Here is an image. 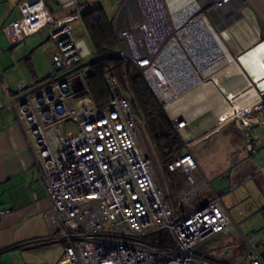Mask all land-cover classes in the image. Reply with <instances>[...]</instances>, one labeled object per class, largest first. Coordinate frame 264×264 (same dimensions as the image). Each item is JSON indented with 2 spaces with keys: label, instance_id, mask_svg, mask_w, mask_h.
Here are the masks:
<instances>
[{
  "label": "built area",
  "instance_id": "obj_1",
  "mask_svg": "<svg viewBox=\"0 0 264 264\" xmlns=\"http://www.w3.org/2000/svg\"><path fill=\"white\" fill-rule=\"evenodd\" d=\"M54 1L63 18L53 20L43 0H24L18 5L20 19L6 25L4 32L8 43L17 46L50 26L48 80L33 90L18 85V97L9 107L24 129L51 204L42 218L62 245L56 264H264L260 251L238 238L221 196L206 178L194 176L197 165L191 144H184L164 168L151 158L143 122L112 69L104 74L110 97L102 107L95 104L87 86L89 62L84 63L91 50L84 39L73 38L74 22L85 30V2ZM165 4L121 1L111 21L119 58L148 85L158 62L172 63L174 46L190 76L205 81L180 42L176 28L183 22L174 20ZM189 5L194 13L188 25L204 18L221 37V27L234 17L241 15L234 25L245 20L241 9L247 7L245 0H191ZM260 38L257 31L256 40ZM152 93L167 113L166 103ZM252 113L264 119V105L257 102L235 110L229 121L247 128L245 117ZM168 118L177 132L187 128L181 115ZM67 123L76 125V133L67 129ZM163 172H180L185 179L174 198ZM8 214L0 208V219ZM230 234L243 248L239 259L215 262L205 257L204 252Z\"/></svg>",
  "mask_w": 264,
  "mask_h": 264
},
{
  "label": "crops",
  "instance_id": "obj_2",
  "mask_svg": "<svg viewBox=\"0 0 264 264\" xmlns=\"http://www.w3.org/2000/svg\"><path fill=\"white\" fill-rule=\"evenodd\" d=\"M22 1L24 0H0V208L9 213L0 219V264H56L62 255V245L46 228L42 218L51 204L40 184V173L24 129L18 124L14 110L9 107V104L18 97V85H25L27 89L33 90L44 84L50 76L47 55L41 48L47 44L48 37L43 41L36 39V36L43 30L50 29V26L24 39L17 46H11L7 41L4 27L20 19L18 5ZM43 1L53 20L63 18V12L54 0ZM84 2L86 6L91 4V8L96 7L91 0ZM243 22L245 26L254 29V43H257L259 40H256L257 31L254 27L256 23L254 24L247 16ZM229 38H223V41L231 55H227L228 52L225 50L220 55L223 56L222 59L218 56V60L214 66L212 65L211 74L229 67L232 62L240 71L241 79L235 75L237 79L229 78V81L224 83L225 89L233 92L231 97L223 95L225 102L230 105V115L219 119L216 113L211 112L221 103L216 104L210 99L209 95L212 92L207 88L208 80L201 82L197 78L188 87L193 89L190 96L201 106H193L195 109L190 117L181 115L187 121L186 135L181 133V137L192 145L190 154L196 146L207 144L208 152L191 156L199 170L198 178L204 177L208 182L210 178L227 174L238 179L245 168L250 166L245 159L247 157L245 149L251 147L246 134L251 132L255 136L256 133L264 131V119L260 113H256L254 119L250 121L251 125L246 129L237 122L235 124L227 121L231 119L235 110L239 111L249 106V104H244L241 108L235 106V100L238 101L241 94L245 95L252 90L255 93V99H250L253 100V105L257 102L264 105V73L256 71L253 68L254 64L249 71L242 62L244 54L241 56V53L251 49L253 44L248 38L245 39L246 44L238 41L233 37L232 31H229ZM253 77L255 79H252ZM187 99L181 102L183 107L187 105L189 107L190 101ZM182 106L176 107V110ZM208 106L210 109L213 108L210 111L202 109ZM251 139L254 140L255 137ZM219 150L224 152L222 159L212 152Z\"/></svg>",
  "mask_w": 264,
  "mask_h": 264
},
{
  "label": "rangeland",
  "instance_id": "obj_3",
  "mask_svg": "<svg viewBox=\"0 0 264 264\" xmlns=\"http://www.w3.org/2000/svg\"><path fill=\"white\" fill-rule=\"evenodd\" d=\"M91 1H92V4L95 3L96 6L101 7L106 18L109 21H111L114 18L116 11L119 8V5H120L122 0H91ZM238 1H241V0H238ZM91 6H92L91 4L87 5V6L85 5L84 9L85 8L90 9ZM241 10L243 11L244 16H247L250 19H252L254 24L256 23L254 25V27H255L256 31L260 32V35H261L262 28L259 25L255 16L252 15L253 13H252L251 9L249 8L248 4H247V7L244 5ZM232 11L233 10H231V13H232ZM240 17H241V15L234 17V19L237 20ZM234 19H233V21H235ZM233 21H230L224 27H221L222 28L221 30L232 31L233 28L235 27V25L233 24L234 23ZM243 23L244 22L238 24L237 26L244 29L245 25ZM72 25L75 28L73 31V38L74 39H80V38L84 39L85 43L87 44V46L91 50L92 56L88 57L84 61V63H88L91 60H93V58H94L93 49H92L89 37H88L86 31L84 30V28H82L78 22H74ZM188 26H186V28H188ZM196 27H198V29H193ZM196 27H193L192 29H187L188 33L184 34V33L179 32V34H178L181 41L183 42V45L187 51V54L189 56H191V59L196 58L197 56L195 55V52L194 53H191V52L188 53V51H190V48L195 47V51L199 52V50H200L198 48L199 45H201L202 47L204 46L203 48H206L205 45L208 46V44L210 46H212L213 49H207L210 51L211 55H213L219 51H222V52L225 51V50H220V46L224 45V41H223L224 37H220L221 40L218 39L219 41L215 42L213 37H208L207 33H209V29L205 25L200 24L199 26H196ZM253 33L254 32H252L251 36H253ZM206 35H207V37H205ZM48 36H49V29H45L40 33V35L36 36V39H38V40L40 39L41 41H43ZM206 41H208V43ZM258 43H264V40H262L260 38V41H258ZM258 43H256V46L259 45ZM41 48H42V50L44 49L45 55H47V52H46L47 46L42 45ZM204 51H201V52L204 53ZM246 51H248V50H246ZM245 52H242L241 56H242V54H245ZM199 54H201V53H199ZM229 54L230 53H228V55ZM193 61H194V59H193ZM179 74L180 73H178V75ZM212 74H210V75H212ZM210 75H208L205 78V81H207L210 78ZM252 79H255V77H253ZM201 82H204V81L201 80ZM171 84L173 85L174 83H171ZM179 85H180L179 89L177 87H175V85H173L172 87H174V88H171V90H172L171 94L169 92L168 98L164 99L165 102L168 101V104L166 105L165 108H166V110H169V108L171 110L173 108V105H175L173 108L175 110L176 107L182 106L181 105L182 101H186V99L188 98L187 101H190V102H188L189 107H188V105H187V107L182 106L179 109V111H182L187 117L188 116L190 117L192 111L195 109L192 107L196 106V105L201 106V104L197 103L198 101L196 102L192 98V96H190L191 95L190 93L193 92V89L191 90L188 86H182V84H179ZM176 97L179 99H177L176 101H174L172 103L171 99H175ZM213 99L216 101V104L224 102L218 96L214 97ZM252 104H249V106ZM202 109H204V111H208V110L210 111L211 110L209 108V106L206 109L205 108H202ZM164 113H165L166 117L168 118V114L165 111H164ZM208 115H210V114H208ZM255 115H256V113H252V114H249L248 116L245 117V118H247L245 120L247 121L249 126L251 125L250 121L252 120V118L254 119ZM188 119H190V118H188ZM189 121H191V120H189ZM227 121H229V119ZM232 122H234L236 124L235 120H233ZM66 127H67V129H69L73 133H76V131H77L76 125H74L72 123H67ZM242 127H244V126H242ZM144 129H145V135L147 137V140L145 139V142H147V148H148V151H149L151 158H153L154 161H156L155 158L158 159L159 162L161 163V165L164 166L162 163L161 157H159V155L155 152L154 146H153V144H152V142H151V140L147 134L145 125H144ZM176 133L180 137L183 145L186 144V142L183 140V137H181V133H179L177 131H176ZM251 137H255L254 140H256V141L251 139ZM246 139L248 140L249 144H251V147H247V145L245 144V147H247V149L249 150V151H247V149H245L246 150L245 152L247 155V157L245 159L250 166L245 168V171H243L241 173L242 175H240V177L238 179H236L235 176L230 177V175L227 174L224 176L218 175V176L214 177L213 179L210 178L209 182L212 185V187H211L212 190L214 192L220 194L222 204L225 206V209L228 210L232 222L235 224V226H237L238 238L239 237L242 239L245 238L252 247H255L258 251H261L262 250V244H264V131H262L261 133H258V134L256 133L255 136H253L251 134V132H249V137L247 135ZM253 141H254V144H253ZM206 145L207 144L204 143V144H200V145L196 146L194 149H192L191 154H194L196 156L197 154H201L203 152H208ZM202 150H204V151H202ZM212 152H213V155H215L216 157H218V158L220 157L221 159H222V157L224 158V152L223 151L219 150V151H212ZM198 171L199 170L197 169L193 173L196 178H198ZM163 175H164L165 179L163 178L162 175H160L161 182L163 181V179L166 181L169 193H170L171 197L174 198L176 196V193L180 189H182L184 184L186 183L185 179L180 174V172H177L175 174H169L168 172H163ZM178 183H180L181 186L178 185ZM178 186H180L179 189L176 188ZM238 238L236 236H234L233 234H230V236H227L225 238H222V239L216 241L214 243V245H212L210 250L204 252L205 257L210 258V259L214 260L215 262L236 261L237 259L240 258L241 254L243 252V248H242V246L240 244V240Z\"/></svg>",
  "mask_w": 264,
  "mask_h": 264
},
{
  "label": "trees",
  "instance_id": "obj_4",
  "mask_svg": "<svg viewBox=\"0 0 264 264\" xmlns=\"http://www.w3.org/2000/svg\"><path fill=\"white\" fill-rule=\"evenodd\" d=\"M82 20L95 56L88 64L91 74L87 79L93 101L98 107H102L110 97L104 74L112 69L121 87L127 92L133 109L145 125L155 152L166 166L174 153L183 148L172 123L139 72L119 58L112 23L106 18L102 8L96 6L83 9ZM261 39L264 40V30ZM180 186L176 188L179 189Z\"/></svg>",
  "mask_w": 264,
  "mask_h": 264
},
{
  "label": "bare ground",
  "instance_id": "obj_5",
  "mask_svg": "<svg viewBox=\"0 0 264 264\" xmlns=\"http://www.w3.org/2000/svg\"><path fill=\"white\" fill-rule=\"evenodd\" d=\"M190 1L191 0H165V3H166L165 6H166L167 12L170 13L171 15H173L172 18L174 20H179L181 23L183 22L182 26H180V24L177 25L176 29H177L178 34H179V32L184 33V34L188 33L187 29H192L193 27L199 26L200 24H203L208 28V26L206 24V19H204V18H202L201 20H199L196 23L189 24L188 28H186V26L189 23L188 19H190L192 17V14L194 13V7L189 5ZM193 29H198V27L193 28ZM232 32H233V37L238 39V41L242 42L243 44L247 43L245 40L246 38L250 39V43L253 44L254 37L251 38L253 31L250 27L245 26L243 29V28H240L239 26L235 25ZM221 33H222V37H224L225 39L229 38V31L222 30ZM207 35H208V37H213L215 42H218L219 40H221L220 39L221 36L217 35L213 31H211L210 29H209V33H207ZM207 35L205 37H207ZM253 35H254V33H253ZM179 39H180V37H179ZM229 39H231V38H229ZM180 42H181L183 48L185 49L181 39H180ZM206 42L208 43V41H206ZM258 44L259 45H257V46L255 45L251 49H249L247 51V53H245L244 55L242 54L244 56V58L242 59V62L246 65V68L249 71H251L249 68L254 64L253 68H255L256 71H259L262 74V73H264V43H258ZM203 47L201 45H199V47H198L200 49L199 52L195 51V47L190 48V51H188V53H190V52L194 53L195 52V55L197 57L193 58L194 63L196 65V67L198 68V70L200 71V73L203 75V77H207L208 75L211 74V72L213 70V66H214L213 64L215 63L216 60H218L217 57L219 56L218 57L219 59L223 58V56H220L221 54H223V52L219 53V54L217 52V53L211 55L210 51L207 49H213L212 46H210L208 44V46L205 45L206 48H203ZM172 50L174 53V55L172 56V63H160V62H158L157 66H155V68L153 69L154 78L148 80V85L150 86L152 91L156 94V96L162 102L166 103V105L168 104V101L165 102L164 99L168 98L169 92L171 94V91H172L171 88H174V87H172L173 85H175V87H177L179 89V87H180L179 84H182V86H188L189 84L194 83L196 80V78L194 76H190L189 68H188L186 62L184 60H181L180 59L182 57L181 54L176 52L177 48H175L173 46ZM220 50H227V48L224 45H221ZM201 51H204V53ZM199 53H201V54H199ZM177 54H179V55H177ZM190 58H191V56H190ZM223 62H225V60H223ZM178 73H180V74L178 75ZM235 75L239 79L242 78L240 75V71L236 68L235 63L232 62L229 67H227L223 70L219 69L218 71H216L212 75H210L211 79H208L209 85H207V88H209L212 92L209 95L210 99L212 100L214 97L218 96V97H220V99L222 101H224L215 110L211 111V112L216 113V115L219 117V119H221L222 117L225 118V116H228L231 113L230 105H228L229 103L225 102L223 95L225 94L227 97H231L233 95V92L227 91L225 89L224 83L229 81V78L237 79L236 77H234ZM171 83H174V84L172 85ZM241 86H243V85H241ZM177 99H179V98L176 97L175 99H171V102L173 103ZM210 99H208V100H210ZM250 99H255V93L252 90L249 91L248 93H246L245 95L241 94L239 100L238 101L235 100L234 104L236 107L241 108V107H243L244 104L248 105V104L252 103L253 100H250ZM166 105H165V107H166ZM252 105H250V106H252ZM174 106L175 105H173V108H174ZM173 108L171 110H170V108H169V110H166V108H165V110L167 111L169 116H175V115H184L185 116V114L182 111H179V110L176 111V108H175V110ZM243 109L244 108H242L241 110H243ZM239 113H241V112H239ZM181 133L184 136L186 135L185 130H182ZM224 209H225V207H224Z\"/></svg>",
  "mask_w": 264,
  "mask_h": 264
},
{
  "label": "water",
  "instance_id": "obj_6",
  "mask_svg": "<svg viewBox=\"0 0 264 264\" xmlns=\"http://www.w3.org/2000/svg\"><path fill=\"white\" fill-rule=\"evenodd\" d=\"M251 9L253 15L257 19L262 30H264V0H245ZM261 258H264V244H262V250L260 251Z\"/></svg>",
  "mask_w": 264,
  "mask_h": 264
},
{
  "label": "flooded vegetation",
  "instance_id": "obj_7",
  "mask_svg": "<svg viewBox=\"0 0 264 264\" xmlns=\"http://www.w3.org/2000/svg\"><path fill=\"white\" fill-rule=\"evenodd\" d=\"M252 37H253V36H251V38H252ZM253 40H254V39H253ZM257 43H258V42H257ZM255 45H256V43L253 42V46H255ZM253 46H252V47H253ZM250 48H251V47H250ZM192 60H193V59H192ZM193 62H194V61H193Z\"/></svg>",
  "mask_w": 264,
  "mask_h": 264
}]
</instances>
